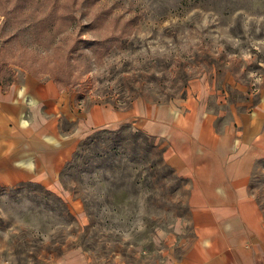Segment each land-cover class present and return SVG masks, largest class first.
<instances>
[{"label":"rangeland","instance_id":"obj_1","mask_svg":"<svg viewBox=\"0 0 264 264\" xmlns=\"http://www.w3.org/2000/svg\"><path fill=\"white\" fill-rule=\"evenodd\" d=\"M19 72L120 107L181 98L205 80L223 127L264 88V0H0V80ZM165 145L130 123L89 130L60 173L79 215L37 183L0 188V264L180 257L193 237L191 180L166 163ZM250 191L264 209V159Z\"/></svg>","mask_w":264,"mask_h":264},{"label":"crops","instance_id":"obj_2","mask_svg":"<svg viewBox=\"0 0 264 264\" xmlns=\"http://www.w3.org/2000/svg\"><path fill=\"white\" fill-rule=\"evenodd\" d=\"M207 89L197 79L181 98L120 107L86 105L76 90L29 72L0 80V188L37 183L82 214V202L63 194L62 169L89 130L130 123L163 139L166 163L191 180L193 237L169 264H264V209L250 191L264 159V88L223 127L207 108Z\"/></svg>","mask_w":264,"mask_h":264},{"label":"trees","instance_id":"obj_3","mask_svg":"<svg viewBox=\"0 0 264 264\" xmlns=\"http://www.w3.org/2000/svg\"><path fill=\"white\" fill-rule=\"evenodd\" d=\"M2 83H3L4 85H8L10 82H4V81H3ZM122 128H123V127H121L120 130H121ZM132 134H133V136L136 137V136L138 135V132H132ZM148 137H150L148 134H144V138L147 139Z\"/></svg>","mask_w":264,"mask_h":264}]
</instances>
